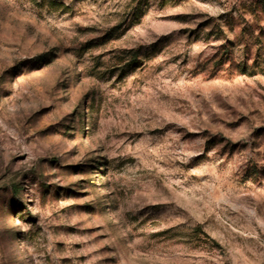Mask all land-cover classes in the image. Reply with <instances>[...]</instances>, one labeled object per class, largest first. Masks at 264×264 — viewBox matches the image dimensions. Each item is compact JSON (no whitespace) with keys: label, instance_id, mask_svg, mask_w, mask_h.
I'll return each instance as SVG.
<instances>
[{"label":"rangeland","instance_id":"374dc122","mask_svg":"<svg viewBox=\"0 0 264 264\" xmlns=\"http://www.w3.org/2000/svg\"><path fill=\"white\" fill-rule=\"evenodd\" d=\"M0 264H264V0H0Z\"/></svg>","mask_w":264,"mask_h":264}]
</instances>
